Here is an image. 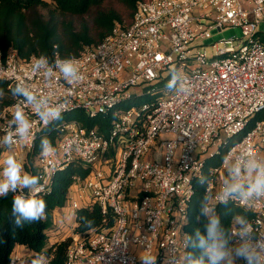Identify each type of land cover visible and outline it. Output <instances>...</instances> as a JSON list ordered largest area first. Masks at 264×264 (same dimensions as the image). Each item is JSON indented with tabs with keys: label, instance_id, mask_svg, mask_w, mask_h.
<instances>
[{
	"label": "built area",
	"instance_id": "1",
	"mask_svg": "<svg viewBox=\"0 0 264 264\" xmlns=\"http://www.w3.org/2000/svg\"><path fill=\"white\" fill-rule=\"evenodd\" d=\"M262 20L264 0L141 1L130 27L116 25L102 42L72 57L83 76L72 85L55 67L60 56L48 59L46 73L33 69L37 55L0 52V81L10 89L19 83L37 97L25 103L15 95L0 111V173L10 153L28 172V154L59 120L49 118L46 125L37 113L51 107L61 117L72 111L91 118L115 114L108 134L77 119L63 121L55 152H40L34 160L38 198L51 191L57 172L80 161L91 172L74 176L65 214L75 218L80 208L98 204L116 219L110 230L87 233L76 232L73 222L63 238L72 237L66 264H190L186 226L196 181L204 175L206 214L213 217L222 203L251 212V221L233 223L229 247L243 244L264 264V196L233 195L223 202L234 167L241 169L238 182L247 185L255 176L249 161L264 163ZM228 26L240 27L243 36L215 41L209 55L204 42ZM173 72L177 88L187 91L166 88ZM139 97L147 100L122 108ZM17 105L31 129L6 146L3 137L15 130ZM12 258L15 264L23 256L15 250Z\"/></svg>",
	"mask_w": 264,
	"mask_h": 264
},
{
	"label": "trees",
	"instance_id": "2",
	"mask_svg": "<svg viewBox=\"0 0 264 264\" xmlns=\"http://www.w3.org/2000/svg\"><path fill=\"white\" fill-rule=\"evenodd\" d=\"M145 0H0V52L6 54L9 50H16L20 57L29 58L32 55L47 56L53 59L58 53L61 58L78 56L86 46L97 45L109 36L116 25L130 27L139 2ZM264 41V34H258ZM8 84L0 81V111L14 102ZM147 99L139 97L122 105L130 108L140 105ZM114 111L91 118L83 111H72L59 120L53 121L40 135L35 149L28 154L25 167L31 174H35L34 160L41 152L40 140L48 137L55 145L59 137V127L63 121L77 119L88 128H98L100 133L108 134ZM90 166L76 161L66 169L59 171L53 178L51 191L42 196L47 203L46 217L37 223H25L24 228H16L12 222L13 197H0V264H12V255L17 246H24L29 250L43 255L47 264H66L67 250L72 237L59 239L51 243L50 230L55 225L57 210L66 207L69 190L76 175L87 176L91 172ZM205 181L201 183L200 181ZM206 175L195 184V192L189 207V221L186 229L190 235L188 259L192 264H208V258L201 250L193 247L196 233L205 234L206 225L211 218L220 221V240L227 250L231 245L230 229L234 222L244 224L253 218L247 212L232 203H222L216 206L213 217L208 216L206 208ZM88 216L94 220L89 229L79 226L78 218ZM241 220L244 222L241 223ZM75 229L78 233L92 231H107L115 226V216L109 209L106 213L100 205L93 208H80L74 218Z\"/></svg>",
	"mask_w": 264,
	"mask_h": 264
},
{
	"label": "clouds",
	"instance_id": "3",
	"mask_svg": "<svg viewBox=\"0 0 264 264\" xmlns=\"http://www.w3.org/2000/svg\"><path fill=\"white\" fill-rule=\"evenodd\" d=\"M59 56L58 53L55 54ZM55 67L61 73L63 79L69 84H75L83 79L80 72L77 61L74 58H63L55 60ZM41 68L48 71V57L41 55L39 58H35L33 64L34 70ZM179 77L173 72L171 78L166 84V88L172 92H185L187 89H178L177 85ZM13 95L22 96L25 103H34L37 97L27 87L21 86L19 83L11 89ZM41 116V119L47 125L49 118L60 119L61 111L56 108H48L45 113H37ZM13 121L15 122L14 132H7L3 137V144L10 146L15 142L17 138L24 139L29 135L31 129V121H29L21 106H16V111L13 114ZM41 155L48 157L55 152V148L48 137H42L40 140ZM2 179H0V197L7 196L8 193H17L13 197L12 201V222L14 227L23 229L25 223H37L45 219L47 203L44 199L38 198V193L41 191L40 177L33 175L24 170V166L19 162L14 155H8L3 161ZM249 172H255V176L251 181L245 185L239 183V177L241 169L234 167L233 181L226 185L224 190V201L233 195H239L241 197H261L264 196V163L257 162L255 159L249 161ZM201 183L205 181L201 180ZM22 189H27L25 193ZM207 208L204 212L207 213ZM244 221L241 220V223ZM80 227L89 229L93 226L94 220L88 216H80L78 218ZM221 228L218 218H211L206 225L205 234L199 232L196 233V242L193 247L201 250L203 255L208 258V264H222L227 255L224 244L220 240ZM237 256L242 257L247 264H258L259 258L252 254L250 249L244 245H241L236 249ZM31 264H47V259L43 255H37ZM202 264V262H201Z\"/></svg>",
	"mask_w": 264,
	"mask_h": 264
},
{
	"label": "rangeland",
	"instance_id": "4",
	"mask_svg": "<svg viewBox=\"0 0 264 264\" xmlns=\"http://www.w3.org/2000/svg\"><path fill=\"white\" fill-rule=\"evenodd\" d=\"M47 1L52 2V0H47ZM258 30L261 33L264 34V20L261 21ZM242 36H243V33H242V29L240 27L228 26L223 31H219L218 29L213 31L212 37L210 39H207L204 43L207 45L206 46L207 47L206 50H207L208 54L209 55H213V54H215V49L211 48L210 45L212 43H214L215 41H218V40H221V39H230V38H233V37H242ZM142 91L143 90H140L139 93H142ZM9 155H11V153ZM67 219L69 220V218H67ZM66 224H67V227H68V229H67V234H68L69 228L71 227L70 220L67 221ZM241 245H243V244H234L231 247H229L227 250H225L227 255L225 256V259L222 262V264H247V262L242 257H239V256H237L235 254L236 253V249L239 248ZM247 248H249V247H247ZM37 255H34V256L33 255L32 256L27 255V256H25L26 264H31V261ZM190 264H192V263H190Z\"/></svg>",
	"mask_w": 264,
	"mask_h": 264
},
{
	"label": "crops",
	"instance_id": "5",
	"mask_svg": "<svg viewBox=\"0 0 264 264\" xmlns=\"http://www.w3.org/2000/svg\"><path fill=\"white\" fill-rule=\"evenodd\" d=\"M66 212L62 209V210H57L54 212L55 214V227L53 226V228L50 230V239H51V243H54L55 241L59 240V239H63L66 234H67V221L70 220L71 224L74 222V218L72 216H70L69 214H65ZM69 218V220L67 219ZM15 250L21 255L23 256L21 261L15 262V264H26L25 261V256L30 255V256H34L37 255V253L29 250L28 248L24 247V246H17L15 248ZM39 255V254H38Z\"/></svg>",
	"mask_w": 264,
	"mask_h": 264
}]
</instances>
